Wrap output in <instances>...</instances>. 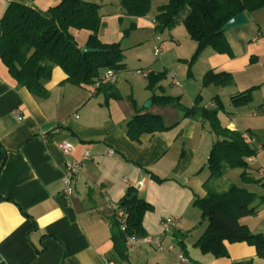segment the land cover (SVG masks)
<instances>
[{"label": "crops", "instance_id": "1", "mask_svg": "<svg viewBox=\"0 0 264 264\" xmlns=\"http://www.w3.org/2000/svg\"><path fill=\"white\" fill-rule=\"evenodd\" d=\"M62 1L0 0V18L11 3L46 13ZM84 1L102 7L100 41L108 45L121 43L125 50L127 70L105 85L109 83L122 93L119 77L129 70L127 56L137 53L136 59H148L144 49L154 44L153 54L148 52L155 57V50H161L156 57L169 76L161 83L164 92L181 97L187 108L194 105L191 85L184 81V86L181 85L170 70L192 58L197 49L184 26L191 12L189 7L175 18L172 31L160 35L155 31L151 11L145 18H130L124 15L119 0ZM167 3L165 0L160 7ZM245 15L247 25L225 32L234 57L210 48L201 54L197 61L203 65L199 95L210 90L209 101L202 97V105L208 107L214 104V98L222 100L225 110L218 117L224 128L247 137V131L254 133L249 141L259 152L253 160L254 167L247 171L264 182V178L254 176L256 172L264 176V138L257 130L259 122L264 127V8ZM132 25L136 29L128 37L124 36ZM70 34L81 48H86L88 31L71 29ZM144 68L147 69L140 70L155 73L151 65ZM209 71L230 74L234 84L203 88V77ZM184 75L192 82L197 76L195 73L191 78ZM66 79L63 70L55 67L51 80L45 84L49 98L40 99L19 86L0 57V198L8 199L0 200V264H184L178 257L181 254L188 259V264H264L257 257L256 249L247 243H227L229 257L198 255L197 262L177 244L184 235V223L193 216L198 217L193 205L195 198L203 199L207 194L204 184L210 176L208 157L217 141L207 122L183 119V114L172 106L152 103L145 107L152 93L144 85L147 95L143 100L136 96L137 109L162 116L167 126L179 124L168 132L143 134L134 142L127 134V123L136 115L129 96L123 95L121 100L112 99L105 104L106 94L110 93L107 87L100 91L97 87H75L65 84ZM250 89H255L252 103L234 108L231 98ZM170 90L176 94L168 93ZM227 99L230 109L225 106ZM62 143L71 145L69 155L60 149ZM86 155L90 156L89 160H84ZM68 162L84 165L71 200L62 193ZM204 172L207 179L201 177ZM152 175L163 182L156 181ZM139 182H143V187L137 190L139 195L153 207L144 217V230L148 239L159 238L162 244L160 247L128 245L127 260L121 261L114 253L111 218L128 188H136ZM167 219L177 223L170 234H164L163 223ZM241 224L254 234H264V205L259 207L257 216L243 218ZM204 231L205 228L201 236ZM170 245L174 246L173 251H169Z\"/></svg>", "mask_w": 264, "mask_h": 264}, {"label": "trees", "instance_id": "2", "mask_svg": "<svg viewBox=\"0 0 264 264\" xmlns=\"http://www.w3.org/2000/svg\"><path fill=\"white\" fill-rule=\"evenodd\" d=\"M119 4L124 15L130 18H145L151 11V0H119ZM185 7H189L191 12L184 26L197 45L192 58L187 61V76L191 78L194 63L206 49L234 57L226 33L222 31L223 27L241 13L251 15L263 9L264 0H168L166 5L158 8L155 31L158 34L172 31L175 18ZM101 8L99 4L84 0H63L48 12L42 13L35 8L11 3L0 18V57L19 86L26 88L33 96L48 99L49 92L45 84L51 80L55 67L61 68L66 74L64 83L75 87H96L106 71H114L117 77L118 73L127 70L122 44L108 45L100 41ZM71 29L88 31L90 35L86 47L98 52L82 54L83 48L70 34ZM135 29L136 26L132 25L124 36L128 37ZM166 77V72H151L147 76V89L152 93L153 105L172 106L183 114V119H201L207 122L217 138L207 163L210 173L204 184L207 194L203 199L196 197L193 202L201 211V224L205 225V231L195 248L204 256L212 255L221 259L229 257L227 243H247L256 249L257 257L264 260V234H254L241 224L243 218L257 216L259 207L264 205V195L259 197L236 185L218 192L213 185L215 181L224 180L228 169H239L243 171L241 178L244 183L258 184L264 189V182L256 180L247 171L248 159L257 157L259 152L250 143L254 133L247 131V137L238 131L224 128L218 116L220 112H224L225 107L218 97L208 107L202 105V96L199 95L194 105L187 108L182 104L181 97L166 95L159 85ZM108 84L103 83L97 87L98 91L105 87L109 89L105 104H109L112 99L121 100L115 87ZM232 84L234 79L230 74H216L213 71L207 72L202 80L203 88L228 87ZM254 91L255 89H250L233 96L232 106L242 108L251 104ZM132 103L136 115L127 123V134L134 142H138L143 134L168 132L179 124L167 126L162 116L142 113L137 109L134 99ZM152 177L163 182L155 175ZM152 210L153 207L139 195L135 187L128 188L111 218L114 253L121 261L127 260L129 239L147 237L143 221L146 213ZM23 214L27 216L26 213ZM184 236L185 234L177 242L183 251L186 249Z\"/></svg>", "mask_w": 264, "mask_h": 264}, {"label": "rangeland", "instance_id": "3", "mask_svg": "<svg viewBox=\"0 0 264 264\" xmlns=\"http://www.w3.org/2000/svg\"><path fill=\"white\" fill-rule=\"evenodd\" d=\"M164 1L165 0H153V9H152V0H151V13H152L151 16H153V18H155V16L158 15V8L160 7V4H162ZM163 34H160V35H163ZM151 43H152V41H151ZM164 45H165V43H164ZM153 46H154V44H152V45L150 44V45H147L144 49V50H146L145 54H147V56L149 57L148 59H142V60L136 59L135 57H137V53L129 54L127 56L128 60H129V70L125 73H121V75L119 77V85L121 84L120 90L122 91V93L119 91V94L121 95L122 98H124L123 95H126L127 97L129 96L128 100L132 102V99H134V100L137 99L136 96H138L139 100H143L144 95H147L146 94L147 92L144 91L142 86L146 85V89H147V87L149 85V81H148L147 77L145 78V76L137 75L138 70H140V69L145 70V69H147V68H144L145 66L151 65L153 67V69L155 70V73L157 72L156 74H158V72H160L162 70H163V72H160V73L166 72V70L162 69L163 63L161 62V60H159L156 56H155L156 59H155V57H153V55H152L153 50H154ZM148 51L152 52V54L149 53ZM150 55H152V57H150ZM199 59H200V57H199ZM189 60L181 61L179 65H175V67H172V69H170V70H172L173 74L177 75V78H178L179 82L181 83V85L184 86V83H182L183 81L185 82V84L188 83L189 85H191L189 90H191L190 96L192 98L191 102H193V101H195V98H197V95H199V92L201 91V73L203 70V65H201V63L197 64V62H195L193 67H192V72L195 73V75H197L196 78L198 79V82H196V78L194 79V82L186 80V78H184V76H185L184 74L188 75L189 65H188L187 61H189ZM183 63L185 64V66H182ZM196 64H197V66H196ZM178 67L180 68L179 70H178ZM149 70H151V69H149ZM166 73L168 76V72H166ZM166 81H167V77L162 82H166ZM161 83L159 84L160 86H161ZM132 87L134 88V91L133 90L131 91ZM175 89H178V88H175ZM147 91H149V90L147 89ZM209 91H204L203 94L200 93L202 95V97L205 98L206 101H209L212 98L209 94ZM174 92H176V91H171V90L168 91V93L176 94ZM186 101L188 102V98L185 99V102ZM224 102L226 104L225 105L226 108L230 109L231 108L230 100L227 99ZM147 103H148V101L146 103H144L145 107H146ZM257 128L256 129L260 130V132H261V133H258V134H260L259 136L263 139L264 137L262 136V134L264 133V127L262 126V124L260 122L258 123ZM210 153H211V151H210ZM210 153H209V156H210ZM255 158L256 157L248 159V165L250 168L254 167L253 166V160ZM208 159H209V157H208ZM227 171L228 172H226V176H225L223 181L220 180L219 182L218 181L213 182V185L215 186L214 188L216 191L224 192L229 188V186L236 185L240 188H244V189L249 190L250 192L256 194L259 197L261 195H263L264 191L262 190L261 186H258V184H246L243 182V180L241 178V174L243 172L242 170H239V169L238 170H230V169H228ZM205 172L201 175V177L203 179H207V174H205ZM254 172H256V171H254ZM254 176H257V177L259 176L260 179L264 178V176H261L258 172L254 173ZM194 208H195V211L197 212L198 217L193 216L192 218H194V219L191 218V219H189V221H186V223H184L185 225H184L182 231L185 234V236H184L185 242H186L185 243L186 244L185 250H186V252L189 253L188 256H190V258H192L194 261H196L195 258L198 255L204 256L200 251L198 252L195 250V244L198 241V238H200L201 233L203 232L205 225L203 226V224H201V211L199 210V208H197L195 206H194ZM198 260L200 262H202L200 260V257Z\"/></svg>", "mask_w": 264, "mask_h": 264}, {"label": "built area", "instance_id": "4", "mask_svg": "<svg viewBox=\"0 0 264 264\" xmlns=\"http://www.w3.org/2000/svg\"><path fill=\"white\" fill-rule=\"evenodd\" d=\"M160 52H161L160 49L155 50L156 56H158ZM150 73L151 72L149 71H142V70L137 71V74L145 76V77H147ZM115 80H116V76H115L114 71L108 70L102 76L101 81L96 84V87H100L101 84L103 83L114 82ZM176 84L178 83L176 82ZM60 149L65 155H69L72 151V147L68 143H62V145H60ZM112 153L113 152H111V154ZM89 159H90L89 155H86L84 157V160H89ZM83 166L84 165L82 162H68L66 164V172L62 179V184H63L62 193L64 197L68 200H71L74 196V193L76 192L75 191L76 181H77L78 176L80 175L81 170L83 169ZM142 187H143V182H139L136 185L137 190H140ZM120 216H123V213H120ZM176 228H177V223L172 219H167L163 223L164 234H170ZM133 244H156L158 247H160L162 243L159 238L157 239L149 238L148 239V237H143L139 239L137 238L129 239L128 245H133ZM168 249L169 251H173L174 246L170 245ZM178 257L180 258L182 263L184 264L189 263L188 259L183 254H181Z\"/></svg>", "mask_w": 264, "mask_h": 264}, {"label": "water", "instance_id": "5", "mask_svg": "<svg viewBox=\"0 0 264 264\" xmlns=\"http://www.w3.org/2000/svg\"><path fill=\"white\" fill-rule=\"evenodd\" d=\"M248 24V19L246 17V15L244 13H241L237 16H235L233 19H231L222 29L223 33L224 32H228V31H231L233 29H238L240 27H243L245 25ZM89 52H98V51H94L92 49H89L88 47H84L82 49V54H86V53H89ZM152 105V102H148L146 107H150Z\"/></svg>", "mask_w": 264, "mask_h": 264}]
</instances>
